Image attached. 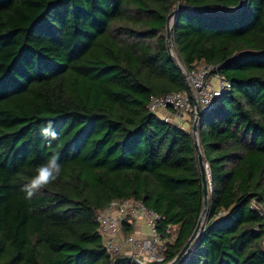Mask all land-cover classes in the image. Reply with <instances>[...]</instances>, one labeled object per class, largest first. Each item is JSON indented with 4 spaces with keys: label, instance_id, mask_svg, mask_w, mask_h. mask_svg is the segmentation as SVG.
I'll return each mask as SVG.
<instances>
[{
    "label": "trees",
    "instance_id": "1",
    "mask_svg": "<svg viewBox=\"0 0 264 264\" xmlns=\"http://www.w3.org/2000/svg\"><path fill=\"white\" fill-rule=\"evenodd\" d=\"M238 3L0 0V264H110L96 215L116 199L160 215L152 264L177 255L204 206L197 152L192 131L148 102L187 92L180 66L199 63L231 85L198 120L208 205L177 264H264V0ZM53 152L61 176L25 199Z\"/></svg>",
    "mask_w": 264,
    "mask_h": 264
},
{
    "label": "built area",
    "instance_id": "2",
    "mask_svg": "<svg viewBox=\"0 0 264 264\" xmlns=\"http://www.w3.org/2000/svg\"><path fill=\"white\" fill-rule=\"evenodd\" d=\"M187 92H170L164 95H151L148 109L165 122H174L182 128L191 126L195 116L194 100L200 115L208 112L219 97L230 88V82L216 71V66L199 63L194 68L181 66ZM186 130V129H185ZM135 219L144 221L149 233L146 238L133 234L124 235L123 223ZM160 215L147 208L141 201L133 199L112 200L96 215L99 232L108 250L111 262L118 256H132L144 264L159 261L163 242L156 231L155 224Z\"/></svg>",
    "mask_w": 264,
    "mask_h": 264
},
{
    "label": "water",
    "instance_id": "3",
    "mask_svg": "<svg viewBox=\"0 0 264 264\" xmlns=\"http://www.w3.org/2000/svg\"><path fill=\"white\" fill-rule=\"evenodd\" d=\"M242 5H243L242 0H239V3L234 7V9L238 10L242 7ZM174 14H175V10H172L167 16V22H166V42H167V44L170 42V38H171V26H170L169 22L171 19L174 18ZM174 20H175V18H174ZM180 69H181V67H180ZM189 89L190 88L187 85V90H189ZM194 106H195L196 116L192 122L191 131H192V135L194 137V148L197 152L198 164H199V169H200L202 192H203V197H204V206H203L202 212L200 214V217L198 218V221L196 223V226H195L192 234L190 235V237L188 238L186 243L182 246V248L177 253V255L170 262H168L166 264H177L181 260V258L185 254L186 250L190 247L192 242L195 240V238L200 233V229L202 226L200 223L201 218H202V216L205 215L206 208L208 205V195H209L208 185L210 184V174H209V172H207L208 171L207 166L203 162V156H202L199 144H198V138H197L198 120H199L201 115H200L199 107H198L195 100H194ZM110 264H144V263L140 262L138 259H136L132 256H118Z\"/></svg>",
    "mask_w": 264,
    "mask_h": 264
},
{
    "label": "clouds",
    "instance_id": "4",
    "mask_svg": "<svg viewBox=\"0 0 264 264\" xmlns=\"http://www.w3.org/2000/svg\"><path fill=\"white\" fill-rule=\"evenodd\" d=\"M40 136L46 143L51 144L59 138L52 120L45 121L39 129ZM62 168L58 152L51 153L47 159L35 168V173L22 185L21 191L25 199L31 200L43 189L53 184L61 176Z\"/></svg>",
    "mask_w": 264,
    "mask_h": 264
},
{
    "label": "crops",
    "instance_id": "5",
    "mask_svg": "<svg viewBox=\"0 0 264 264\" xmlns=\"http://www.w3.org/2000/svg\"><path fill=\"white\" fill-rule=\"evenodd\" d=\"M132 223V228L129 234H133L139 238H146L148 236L149 230L144 221L140 219H135Z\"/></svg>",
    "mask_w": 264,
    "mask_h": 264
},
{
    "label": "rangeland",
    "instance_id": "6",
    "mask_svg": "<svg viewBox=\"0 0 264 264\" xmlns=\"http://www.w3.org/2000/svg\"><path fill=\"white\" fill-rule=\"evenodd\" d=\"M172 23H173V19L170 20V26L172 25ZM168 47H169L170 55H171V56L173 57V59L177 62V64L180 65V62H179L178 59H177V56H176V54H175V52H174V49H173V46H172L171 42L168 44ZM180 67H181V66H180ZM184 129H186V130H190V131H191V129H190L189 126H186V128H184Z\"/></svg>",
    "mask_w": 264,
    "mask_h": 264
},
{
    "label": "bare ground",
    "instance_id": "7",
    "mask_svg": "<svg viewBox=\"0 0 264 264\" xmlns=\"http://www.w3.org/2000/svg\"><path fill=\"white\" fill-rule=\"evenodd\" d=\"M169 24H170V22H169ZM208 172V171H207ZM203 219H204V216H202V218H201V225H202V223H203Z\"/></svg>",
    "mask_w": 264,
    "mask_h": 264
}]
</instances>
